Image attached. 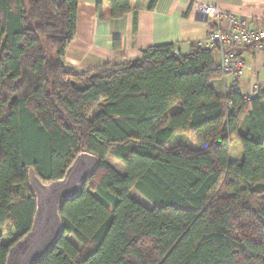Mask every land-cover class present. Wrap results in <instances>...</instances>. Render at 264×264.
I'll return each mask as SVG.
<instances>
[{
	"label": "trees",
	"instance_id": "trees-1",
	"mask_svg": "<svg viewBox=\"0 0 264 264\" xmlns=\"http://www.w3.org/2000/svg\"><path fill=\"white\" fill-rule=\"evenodd\" d=\"M78 2L0 0V264L33 223L29 169L53 182L84 152L98 167L62 203L61 234L36 264H264V91L218 95L215 46L152 47L73 73L64 55ZM108 5L116 18L131 10L129 0ZM181 134L197 148L172 143Z\"/></svg>",
	"mask_w": 264,
	"mask_h": 264
},
{
	"label": "crops",
	"instance_id": "crops-1",
	"mask_svg": "<svg viewBox=\"0 0 264 264\" xmlns=\"http://www.w3.org/2000/svg\"><path fill=\"white\" fill-rule=\"evenodd\" d=\"M110 1L79 0L75 36L64 55V65L69 71L84 73L108 64L134 62L141 58L143 51L152 47L173 45L181 55L188 54L192 46L208 48L210 32L229 28L227 19L230 18H236L249 29L264 27V0H157L152 9L151 0H129L130 12L118 18L112 15L108 5ZM196 4L219 8L224 20L217 24L214 16L207 17L196 10ZM239 55L246 65V76L234 84L237 91L249 95L253 86L264 91L263 57L252 49H245ZM213 57L219 68V52ZM227 79L211 84L218 95L221 94L216 85L223 84L222 91L233 86V80L227 82ZM178 112V108H172L170 114ZM183 137L189 139L185 134L175 135L172 143L182 142ZM234 144L237 147V142L233 143L231 153L235 150ZM236 157V162H240L241 146L236 151ZM133 200L142 204L139 199Z\"/></svg>",
	"mask_w": 264,
	"mask_h": 264
},
{
	"label": "water",
	"instance_id": "water-1",
	"mask_svg": "<svg viewBox=\"0 0 264 264\" xmlns=\"http://www.w3.org/2000/svg\"><path fill=\"white\" fill-rule=\"evenodd\" d=\"M98 158L81 153L68 166L61 179L45 183L33 169L28 171V188L36 211L29 232L10 248L6 264H36L40 262L61 234L60 207L64 201L76 198L83 181L94 174Z\"/></svg>",
	"mask_w": 264,
	"mask_h": 264
},
{
	"label": "built area",
	"instance_id": "built-area-1",
	"mask_svg": "<svg viewBox=\"0 0 264 264\" xmlns=\"http://www.w3.org/2000/svg\"><path fill=\"white\" fill-rule=\"evenodd\" d=\"M195 9L207 17L214 16L217 24L221 20H224L223 13L219 8L196 4ZM227 20L229 22V28H219L210 32L208 48L217 47V51L221 57L219 69L223 75L240 80L246 74V65L243 58L239 55L240 52L245 49H252L264 59V27L249 29L237 21L236 18ZM252 92L255 94L261 92V90L257 86H253ZM249 97L250 95H244V99ZM225 107L226 111H229L231 104L226 103Z\"/></svg>",
	"mask_w": 264,
	"mask_h": 264
},
{
	"label": "rangeland",
	"instance_id": "rangeland-1",
	"mask_svg": "<svg viewBox=\"0 0 264 264\" xmlns=\"http://www.w3.org/2000/svg\"><path fill=\"white\" fill-rule=\"evenodd\" d=\"M223 76H225V77H223L222 79H225L226 77H228L229 79H227L226 81L228 82V81H230V80H233V85L235 84V83H238L239 81H241V80H244V78H245V76H246V74H245V76L242 78V79H240V80H238V79H236V78H232V77H230V76H226V75H223ZM223 87V84H220L219 86L218 85H216V89H218V92L220 93V94H222V93H224V90L222 91V88ZM239 92V91H238ZM252 94L254 95V93L252 92ZM252 94H249L250 96L252 95ZM256 94V93H255ZM245 95V94H244ZM252 95V96H253ZM246 96V95H245ZM187 137H188V135H186ZM189 138V137H188ZM181 142V141H180ZM182 142L185 144V145H187V146H189V147H193V148H197V146H196V144L193 142V140L192 139H186L185 137H183V139H182ZM194 143V145H192ZM235 145V144H234ZM234 148H235V150L233 149V152H232V158H233V160L234 161H236V159H237V157H236V151L237 150H239L240 149V145H239V143H237V147H236V145L234 146ZM107 162L113 167V168H116L118 171H120L122 174H124V168H123V166H122V164L119 162V161H117L113 156H109L108 158H107ZM131 197L133 198V199H139L141 202H142V204H144V205H146V206H149V208H152V205L147 201V200H145L137 191H135V190H133L132 191V193H131ZM2 232V234H3V237H2V243L3 244H7V243H9L10 242V240L12 239V236H11V234L13 235V233H12V229L7 225V226H5L4 228H3V230L1 231ZM80 247V246H79Z\"/></svg>",
	"mask_w": 264,
	"mask_h": 264
}]
</instances>
